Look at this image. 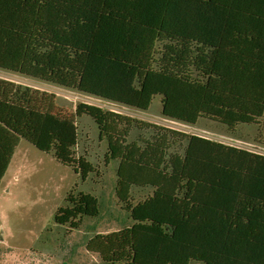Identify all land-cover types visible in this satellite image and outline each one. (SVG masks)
Masks as SVG:
<instances>
[{
	"label": "trees",
	"instance_id": "16d2710c",
	"mask_svg": "<svg viewBox=\"0 0 264 264\" xmlns=\"http://www.w3.org/2000/svg\"><path fill=\"white\" fill-rule=\"evenodd\" d=\"M0 70L164 118L235 133L264 127V0H0ZM91 118L119 162L116 196L131 225L91 238L103 264H264V155L137 122L0 79L3 180L21 141L83 182L78 120ZM151 130L132 140L134 128ZM149 191L144 199L137 192ZM55 223L79 230L98 198H68Z\"/></svg>",
	"mask_w": 264,
	"mask_h": 264
},
{
	"label": "rangeland",
	"instance_id": "374dc122",
	"mask_svg": "<svg viewBox=\"0 0 264 264\" xmlns=\"http://www.w3.org/2000/svg\"><path fill=\"white\" fill-rule=\"evenodd\" d=\"M0 79L13 82L19 91L40 90L54 95L55 106L67 114L74 113L80 104L92 105L137 122L264 155L259 127L241 126L232 133L206 120L196 126L172 121L162 115L161 97L155 98L150 109L144 112L2 70ZM261 122L264 127V119ZM78 130L76 158H86L95 168L86 182L70 167L60 164L53 154L43 153L26 141H21L16 149L0 187V264H103L99 255L87 250L88 241L96 235L111 234L131 225L115 192L119 162L106 164L108 144L99 139V130L91 118H80ZM151 134V130L143 132L135 127L131 137L137 140L149 138ZM79 193L98 198L99 218H85L79 230L57 225V211L69 205L70 195L76 197ZM149 194V191L137 192L138 199Z\"/></svg>",
	"mask_w": 264,
	"mask_h": 264
},
{
	"label": "crops",
	"instance_id": "0c3cea01",
	"mask_svg": "<svg viewBox=\"0 0 264 264\" xmlns=\"http://www.w3.org/2000/svg\"><path fill=\"white\" fill-rule=\"evenodd\" d=\"M1 154V151H0ZM0 175H1V165H0ZM0 187H1V179H0Z\"/></svg>",
	"mask_w": 264,
	"mask_h": 264
}]
</instances>
